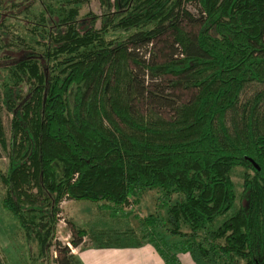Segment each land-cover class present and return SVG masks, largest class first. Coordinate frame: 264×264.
Segmentation results:
<instances>
[{
	"label": "trees",
	"instance_id": "trees-1",
	"mask_svg": "<svg viewBox=\"0 0 264 264\" xmlns=\"http://www.w3.org/2000/svg\"><path fill=\"white\" fill-rule=\"evenodd\" d=\"M85 1L0 0L4 208L48 257L65 200L116 214L159 188L180 198L140 220L167 262L181 251L196 264H264V0H100L101 15L81 16ZM21 12L30 40L11 23ZM75 231L78 246L88 231Z\"/></svg>",
	"mask_w": 264,
	"mask_h": 264
},
{
	"label": "rangeland",
	"instance_id": "rangeland-1",
	"mask_svg": "<svg viewBox=\"0 0 264 264\" xmlns=\"http://www.w3.org/2000/svg\"><path fill=\"white\" fill-rule=\"evenodd\" d=\"M45 2L46 4L48 3V1ZM53 5L57 7L56 2H53ZM42 8L43 4L37 3L31 11H34V14H38ZM187 8L192 13L198 15L199 8L193 1H189L187 3ZM102 11L103 8L100 0H86L80 7L81 16L87 13L101 15ZM29 15L26 16L25 12H21L18 18L14 19L11 23L16 26L17 31L21 36L30 40L31 33L26 29V23L31 18ZM184 25L191 29V27L186 23H184ZM161 46L162 45H159L157 48H153V51L157 54V61L160 62L164 59L158 53V48ZM166 53H170L168 49H166ZM165 78L166 77H162L161 79L159 78V80H164ZM257 89L258 85L256 84L250 86L244 93L243 97L248 98ZM179 95L183 101H188L191 97V92L182 90L179 92ZM164 115L169 117L171 116V113L165 111ZM2 116L4 125L7 129H9L11 115L4 111ZM0 150L3 154L0 156L1 175V173H4L7 170L9 160L2 151L1 146ZM243 173V168H237L233 173L238 193H240L243 188ZM4 195L5 185L0 177V254L6 264H58V259H62L64 257V255L60 254L58 251L59 244L62 247H66L70 253H73V249H76L73 243H71V240L76 235V227L87 229L88 237L86 236V238L88 241H94L91 239V236H94L98 239H119L123 242L128 241L131 245H134L138 241L145 240V233L148 231V228L142 225L140 219L146 218L152 213L155 214L157 204L162 203L170 205L172 201L180 198L178 195H175L172 201H168L165 191L162 189L157 188L144 190L137 197H135L129 205L116 212V214H114L115 212H112L109 207L107 208L104 202L65 200L61 204V217L56 224L57 229L53 245L49 250L48 257H45L40 251L36 238L28 240L24 236L17 218L2 205V198ZM238 204L239 201L237 202V205ZM165 211L166 210L163 211L164 216ZM69 219L71 220V223L68 222ZM161 224L162 223H160V225ZM160 227L162 229L159 227L157 229V231H160L159 236L163 237L169 244L176 243L178 239L177 236L169 234V231L166 230L167 226L164 227V224ZM68 243H70L71 246H69ZM145 243L146 245L154 247V245L148 241ZM91 250L92 253H95L96 251L95 248L87 247L84 254L77 256L79 261L81 262L82 260V262H84V260L90 259ZM172 250H176V247L171 249V251ZM77 251L78 250H75L76 253ZM156 253L159 258L154 256V263L161 260L160 264H172L171 262H167L158 251ZM178 260L177 264H196L189 252H178ZM107 263L108 262H106V264Z\"/></svg>",
	"mask_w": 264,
	"mask_h": 264
},
{
	"label": "crops",
	"instance_id": "crops-1",
	"mask_svg": "<svg viewBox=\"0 0 264 264\" xmlns=\"http://www.w3.org/2000/svg\"><path fill=\"white\" fill-rule=\"evenodd\" d=\"M86 236L87 235L82 238V241L78 246H75V250H78L77 253L74 249L72 251L75 257L73 261L74 264H106V262H108L107 264H160L161 262L159 259V262L154 263L153 257L157 256L156 252L158 250L149 239L142 240L141 244L129 246L100 247L94 241H88ZM146 241L152 243L154 247L146 245ZM87 247L95 248L96 251L95 253H92L91 250L90 259H86L84 262L81 260L80 262L77 256L84 254ZM157 258L159 257L157 256Z\"/></svg>",
	"mask_w": 264,
	"mask_h": 264
},
{
	"label": "built area",
	"instance_id": "built-area-1",
	"mask_svg": "<svg viewBox=\"0 0 264 264\" xmlns=\"http://www.w3.org/2000/svg\"><path fill=\"white\" fill-rule=\"evenodd\" d=\"M68 245L71 246L70 243H68Z\"/></svg>",
	"mask_w": 264,
	"mask_h": 264
}]
</instances>
